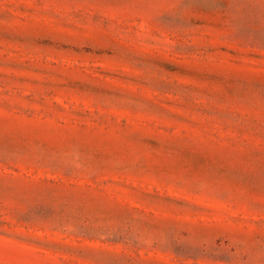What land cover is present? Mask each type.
<instances>
[{
	"label": "rangeland",
	"instance_id": "obj_1",
	"mask_svg": "<svg viewBox=\"0 0 264 264\" xmlns=\"http://www.w3.org/2000/svg\"><path fill=\"white\" fill-rule=\"evenodd\" d=\"M0 264H264V0H0Z\"/></svg>",
	"mask_w": 264,
	"mask_h": 264
}]
</instances>
